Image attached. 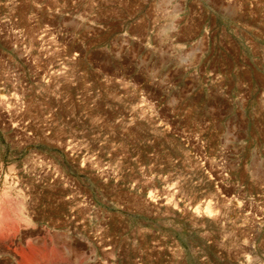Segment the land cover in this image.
<instances>
[{
	"label": "rangeland",
	"instance_id": "374dc122",
	"mask_svg": "<svg viewBox=\"0 0 264 264\" xmlns=\"http://www.w3.org/2000/svg\"><path fill=\"white\" fill-rule=\"evenodd\" d=\"M0 264H264V0H0Z\"/></svg>",
	"mask_w": 264,
	"mask_h": 264
}]
</instances>
